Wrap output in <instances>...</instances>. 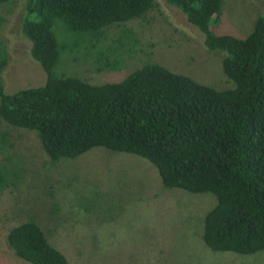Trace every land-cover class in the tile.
Listing matches in <instances>:
<instances>
[{"label": "trees", "instance_id": "obj_1", "mask_svg": "<svg viewBox=\"0 0 264 264\" xmlns=\"http://www.w3.org/2000/svg\"><path fill=\"white\" fill-rule=\"evenodd\" d=\"M12 0H0V4ZM155 0H26L21 34L45 74L42 86L7 94L0 77V118L37 134L50 162L75 159L94 148L138 156L151 163L165 188L211 193L202 239L213 251L252 255L264 250V13L244 38L215 34L223 0H164L181 11L222 61L230 90L147 63L118 82L94 85L56 67L63 53L85 52L96 70L119 69L106 30L142 18ZM60 24L59 36L55 25ZM202 40V38H201ZM110 46V47H109ZM117 51V52H118ZM65 55V56H66ZM7 53L0 41V74ZM2 137L0 144H5ZM0 149L2 147L0 146ZM0 166V189L12 185ZM17 175L14 174L16 178ZM6 242L28 264H69L40 226L13 227Z\"/></svg>", "mask_w": 264, "mask_h": 264}, {"label": "rangeland", "instance_id": "obj_2", "mask_svg": "<svg viewBox=\"0 0 264 264\" xmlns=\"http://www.w3.org/2000/svg\"><path fill=\"white\" fill-rule=\"evenodd\" d=\"M25 1L0 4V41L7 53L0 77L7 94L45 82L20 31ZM262 13L264 0H223L212 29L244 38ZM60 27L55 25L57 36ZM123 31L132 36L123 39L125 47L115 45L125 51L114 48L119 69L96 70L88 54L75 52L61 55L57 74L100 85L155 63L219 91L234 88L222 68L226 53L207 50L201 33L164 0H155L142 18L108 28L105 44L111 46ZM2 137L0 166L10 168L13 178L0 189V264H28L15 256L6 237L29 220L69 264H264V250L240 255L207 247L203 222L216 197L165 188L157 169L138 156L94 148L52 163L35 132L0 118Z\"/></svg>", "mask_w": 264, "mask_h": 264}]
</instances>
